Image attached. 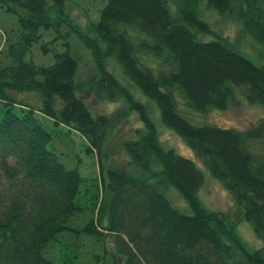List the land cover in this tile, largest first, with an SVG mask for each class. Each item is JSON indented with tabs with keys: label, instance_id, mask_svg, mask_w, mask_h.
<instances>
[{
	"label": "trees",
	"instance_id": "16d2710c",
	"mask_svg": "<svg viewBox=\"0 0 264 264\" xmlns=\"http://www.w3.org/2000/svg\"><path fill=\"white\" fill-rule=\"evenodd\" d=\"M64 1L0 0V9L16 21L0 25V264H106L109 252L122 264H264V249L247 250L229 216L198 200L201 171L162 146L143 105L106 66L111 61L158 106L163 126L202 160L264 243V118L242 132L191 124L172 94L198 113L226 110L237 92L264 110V64L236 52L193 9L204 4L235 20L264 53V0H187L183 6L171 0H107L88 35H80L98 72L95 97L123 98L144 128L122 141L128 161L117 170H104L102 162L109 118H94L77 95L80 61L70 53L66 32L60 33L70 20L60 13L65 22L58 25L46 17L52 6L62 10ZM52 31L49 46L41 37ZM35 45L43 54L51 52L53 62L27 60ZM147 58L156 65L149 66ZM31 93V104L14 96ZM70 134L98 162L99 183L87 213L77 203L85 181L77 167L60 162L52 144L55 136ZM169 188L189 214L173 208Z\"/></svg>",
	"mask_w": 264,
	"mask_h": 264
},
{
	"label": "rangeland",
	"instance_id": "374dc122",
	"mask_svg": "<svg viewBox=\"0 0 264 264\" xmlns=\"http://www.w3.org/2000/svg\"><path fill=\"white\" fill-rule=\"evenodd\" d=\"M173 4H179L183 6L187 0H171ZM107 0H65L61 3L62 10L55 9L54 6L50 7L47 19L50 21H58V25L69 19L71 26L60 25L61 34L67 36V41L70 44V53L75 54V57L79 59L78 69V93L77 95L84 101L90 114L95 118L97 115L107 116L110 120V127L107 132V142L105 147V159L102 160L104 164V170L107 168L120 169L124 168L127 164L128 156L119 148L123 140L134 139L136 129L140 131L144 130L143 124L139 120L138 113L136 111L129 110L127 104L123 98H118L115 102H109L106 100H98L95 97L96 81L98 79V72L94 62L92 52L86 48L81 34L88 31L91 24H95L98 21L100 12L105 7ZM195 12L199 17L207 22L213 31L219 35L226 42H230L233 49L240 53L255 65L264 64V53L260 48H257L251 41L246 38L242 33L240 25L235 20L221 16L218 13L208 9L204 4H195L193 6ZM63 17L59 21V14ZM7 14L0 9V25L2 22L6 26H10L11 22L15 21L12 16L8 17ZM5 20H4V19ZM68 20V23H69ZM60 31V30H59ZM56 33H44L42 42L47 45H51V41L54 40L53 36ZM4 37L0 31V47L2 46ZM41 45L33 46L31 51L30 61L35 64L48 65L53 62V54L48 52L43 54V50L40 49ZM61 49V48H60ZM100 49V48H99ZM149 66L156 65L155 61L151 58L145 59ZM106 65L109 70L117 77L123 87L131 94L134 101L143 105L145 114L154 123L157 130L159 141L162 146L168 149L174 150L179 156L187 159H191L197 168L201 171V175L204 178V184L198 191V200L208 210L214 212H221L229 216V222L234 229V232L238 239L243 243L249 251H255L264 249V243L255 236L248 223L242 219L241 209L235 205L233 197L224 188V186L215 178L211 176L207 167L202 160L193 155L190 148L170 129L163 126L160 118V111L158 106L148 99L140 90H138L132 83H130L123 75L120 68L113 65L111 61ZM175 95L177 109L180 115H182L191 124H211L220 128L234 129L237 131H246L260 122L264 118V110L258 106L250 105L246 102L241 92H237V95L229 107L224 111L209 110V112L198 113L191 109H188L184 100L178 93H172ZM15 98H19L24 103H35L36 98L34 94L19 95L14 94ZM45 124L54 130V126L50 120H44ZM58 134V133H55ZM55 136V135H54ZM61 136V137H60ZM57 135L53 139V143L60 155V162L64 164L67 169L78 168L79 175L85 181L81 187V193H85L84 197L77 198V203L84 206L85 213L89 212L92 203L94 202L93 196L95 194V186L99 179V171L97 170V160L94 155L86 153V147L82 144L81 138L77 134H70L66 137L64 135ZM59 142H58V141ZM58 147V148H57ZM159 169V165L155 163L153 170ZM98 186V185H97ZM167 198L173 208H176L180 212L189 214L190 211L185 205L184 201L179 197L177 191L169 188L167 191ZM107 249L112 245L110 244V238H107ZM111 251V249L109 250ZM106 264H122V262L116 257H112V252H109Z\"/></svg>",
	"mask_w": 264,
	"mask_h": 264
}]
</instances>
